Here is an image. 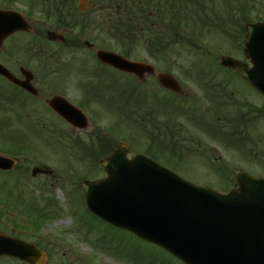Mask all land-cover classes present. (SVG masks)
<instances>
[{
    "label": "rangeland",
    "instance_id": "374dc122",
    "mask_svg": "<svg viewBox=\"0 0 264 264\" xmlns=\"http://www.w3.org/2000/svg\"><path fill=\"white\" fill-rule=\"evenodd\" d=\"M32 1L34 2V0H14V3L10 4L6 0H0V8L30 12L29 23L32 27L31 33L13 35L3 43L0 48L1 64L15 65V59H20L18 64L29 69L39 65L42 55H38V51H43V54L45 52L42 47H32L36 41V33L42 35L39 39L42 40L43 47L55 53L50 65L66 67L70 60L83 59L85 67L87 66L84 79L91 75L90 71L97 66L92 50L84 47V41L91 43L93 50L106 49L119 52L112 40L104 35L98 36L97 31L80 37L77 33H68V31L66 33L65 30L67 40L72 36L78 37L80 44L78 49L74 47L69 49L48 41L47 30L64 32L60 25L44 16L40 11L41 4L30 5ZM224 1L206 0L211 2V6L215 7L214 10L219 9V14L226 12ZM236 2L245 6L243 16L239 12H233L229 22L215 21L219 26L205 27L203 30L196 28L194 44L186 48L173 50L166 48L151 55L141 46H138L137 51L136 49L133 51L135 57L130 59L150 63L157 71L171 73L178 80L181 88L188 93L187 97L170 94L152 77L137 81L129 75L121 74L119 79L121 96L119 103L115 104L114 102L118 100L117 95H113L111 88L108 91L104 81L94 84L87 79V83L84 82L87 88L75 91L73 87L76 82L70 83L69 79L67 81L66 71L62 69L57 74H52L58 76V82L49 80L53 77L51 75L41 86H35L42 97L61 95L69 99L68 95H71L76 104L84 101L97 117L85 113L91 121L86 129H71L41 101L30 99L27 102L28 105L35 104L37 114L36 117L26 119L11 116L2 110L0 105V145L24 149L18 155L19 163L15 169L6 173L4 178L0 175V198L7 203L0 208L3 216L0 219V228L8 229L9 235H17L27 241L38 243L45 248L50 263L55 264L61 262L63 264H184L162 248L126 230L113 227L89 213L85 208L78 182L84 179H98L105 175L98 162L103 156L108 155L111 149L101 151L92 147V145L97 146L98 136L95 132L98 131L99 136L105 135L112 141L113 149L118 143L126 142L130 145L131 152L136 150L145 152L153 140L152 143L158 148L157 162L188 181L210 186L220 193L229 191L231 186L225 180L227 171L226 164L223 163L228 158L227 150L220 147L213 153L212 156L218 158L217 161H201L196 154L199 150L196 152L192 143V141L196 142V133L200 135L197 124L210 133L215 132L218 139L225 140L228 133L219 132V128L214 127L216 112L214 108L203 109L209 105L206 95L197 101L196 98L200 97L199 90L203 95L204 92L201 87L197 89L196 75L193 71L194 67H214L212 72L217 75L224 74L219 80L228 79L238 90L258 96L251 86L243 82L238 83L231 71L219 69L220 56L243 58L244 23L264 22V0ZM96 14L100 17L99 11ZM222 16L223 21H226L225 16ZM10 52L15 54L12 60L7 57ZM103 79L107 82L106 76ZM204 81L207 82L208 79ZM6 86L0 79V93ZM93 91L94 94L95 92L103 94L107 99L104 101L112 104V108L117 109L118 113L109 111L102 102L92 101ZM70 92L72 94H69ZM0 103H3L1 95ZM199 104L202 106L199 107ZM234 111V109L227 110L228 113ZM132 112L134 114H131ZM170 135H173V141H178L180 144L168 145L164 139ZM227 139L233 147L242 146L241 142L239 144L234 138ZM204 140L201 146L210 147L209 140ZM7 151L9 152L8 149ZM205 154L210 156L209 153ZM231 160L241 161L240 157L234 155ZM33 166L48 167L52 172L48 175L32 177L30 172ZM39 216L44 217V220L39 222L37 219Z\"/></svg>",
    "mask_w": 264,
    "mask_h": 264
},
{
    "label": "water",
    "instance_id": "95a60500",
    "mask_svg": "<svg viewBox=\"0 0 264 264\" xmlns=\"http://www.w3.org/2000/svg\"><path fill=\"white\" fill-rule=\"evenodd\" d=\"M76 1L81 11L88 8V0ZM18 30L31 28L19 12L0 9V48L3 40ZM245 30L244 56L252 66L230 56L219 61L264 96V23L245 24ZM47 36L64 41V36L54 31H48ZM96 57L124 72L154 74L151 65L113 52L98 50ZM0 75L36 93L28 84L29 77L26 82L19 81L1 64ZM155 76L161 86L179 91L170 74ZM60 101L54 97L49 103L55 108ZM128 149L119 144L111 156L100 160L106 177L79 183L91 213L160 246L186 264H264V180L238 178V190L223 195L179 177L140 153L127 158ZM13 163L0 156V168L11 169ZM50 172L32 169L33 176ZM2 242L20 241L0 236V256L15 255L37 264L33 247L5 246Z\"/></svg>",
    "mask_w": 264,
    "mask_h": 264
},
{
    "label": "flooded vegetation",
    "instance_id": "af4514ba",
    "mask_svg": "<svg viewBox=\"0 0 264 264\" xmlns=\"http://www.w3.org/2000/svg\"><path fill=\"white\" fill-rule=\"evenodd\" d=\"M65 1L66 0H34V2L32 1L30 5L36 6L38 4H42V5H46L47 7H50V6H56L57 3L59 5H63ZM23 33L24 32L21 31L16 32L11 36H9L7 39L12 37L13 35L23 34ZM36 35H37L35 39L36 41L33 43L32 46L42 47V49L45 52L43 54L42 53L43 51L42 52L38 51L39 53L38 55H42L38 62L39 65H37L33 69H29L22 64H18V61H20V59H15V63H16L15 65L13 64V65L5 66L14 77H16L21 81L26 82V79L29 77L28 84L30 83V85H32L36 89V93L31 94L30 92L24 90L23 88L14 85L6 78L0 76V79L7 85L3 92L4 99L9 104L12 103L11 104L12 106H17L16 107L17 111L20 112L21 117L23 119H26L28 117L30 118L36 117L37 108L35 104L28 105L27 103L31 99L34 101L43 102L44 106L48 110H50L56 117L63 120L71 129L84 130L88 127V124L91 121L88 120L85 113L87 112L88 114H90V116L91 115L95 116V113L90 111V109L88 108V106L85 104L84 101L77 102L76 104L75 102H73L71 95H68L69 99L66 100L70 102V104L74 105L79 110V112L69 111L67 113L66 118L64 119L55 111L58 110V108L55 107L54 110L48 104V102L49 99L52 98L53 96H60L63 98L65 97L61 95H53L50 98L42 97L39 93V89L35 86V85L41 86L46 81L48 76H51L52 74H57L62 69L66 71L67 81L69 79L70 83L74 81L76 82L75 86L73 87L75 91L84 88L85 86L84 82H86L87 79H90L92 82H94V84H98L100 78L102 77L104 78V76H106L108 91L110 88L112 89L113 95H117V99H118L117 102L114 103L115 104L119 103V97L121 96L120 82H119L121 72L111 66L99 62L96 59L95 50H93V46L89 47L85 44V41L83 42V45L87 50H92L94 54V58L96 59L95 61L97 62V66L93 67V69L90 71L91 75H89L84 79L85 77L84 73L86 72L85 70L87 66L85 67L83 59L70 60L68 61V66L66 67H61V66L57 67L50 65L52 59L55 57V53H52L51 50L46 49V47H43L44 46L42 44L43 42L41 39H39V37H41L42 35H40L39 33L38 34L36 33ZM78 42L79 40H77V43L74 44L76 47H79L80 45ZM71 44L73 45V42H68L66 47H70ZM14 52L8 53L7 57L10 60L13 59V56L15 55ZM47 63H49V65H47ZM24 69L30 70V73H23V71H25ZM194 69L195 70L193 72L196 75L195 76L196 87L197 89L198 87H201L204 92L203 95L202 92L198 89L200 97L196 98L198 99L197 101H200L199 99L204 98V96L206 95L205 97L207 101H209L208 102L209 105L208 107L203 109H208L212 107L216 111L214 114V127H218L219 132H226V133L228 132L227 138H234L239 144L240 142L242 144L241 147H237V148L233 147L227 138L225 140L218 139L216 138L215 132L212 131L210 133L205 129H203L201 126H199V124H197V127L199 128L197 131L200 133V135L196 133V142L194 141L193 142L195 144L194 149H196V152H198L199 150V152L196 153L198 154L199 159L201 161H206V160L217 161L218 158L212 156L213 153L216 152L217 149L220 147L223 150L225 149V151L227 150L228 158H226V160L223 163L226 164V171H227L225 180L229 182V185L232 186L231 189H234L238 186L237 177H236L238 172L243 171L252 176L264 178V97L254 88L253 89L256 91L258 96L249 95L247 93H244L243 91L238 90V88L234 86L233 82L228 81V79H225L224 81L219 80V78L224 74H218L219 75L218 76L217 74H215V72H212L211 70H214V67L211 68L194 67ZM219 69L231 71V73L234 75V78L238 83L243 82L248 86H250L246 81H244L239 76V74L236 71L222 66ZM128 75L131 76L133 79L137 78L132 74H128ZM139 76L141 77V79H144L146 77H152L155 79L154 74H149V73H144ZM206 78L208 79L207 82L204 81V79L206 80ZM58 79H59L58 76L54 75L49 80H54L55 83L59 81ZM198 90L196 95L198 94ZM167 91L170 94L179 97L188 96V93H186L183 89L180 90V92H173L170 90ZM69 94H72V92H70ZM12 95H15L16 97H13ZM99 98H100L99 94L97 92H95L94 94L93 91L91 100L98 102ZM199 105H200L199 107L202 106L201 104ZM228 109H230V111L234 109L235 111L232 113H228L227 112ZM113 113L114 114L117 113V109L116 110L114 109ZM84 123L86 124L85 127L80 128V125H83ZM95 133L99 135L98 131ZM204 139L209 140V144H211L210 147H208L207 145L201 146L202 140L205 141ZM164 140H166V143L168 145H172L173 143L180 144L178 141H173V135H170V137L166 136ZM102 143L105 144L106 148L109 149L113 148L112 142L108 139L103 140ZM239 148H241L240 151H238ZM3 150H4V146L0 145V153L3 154ZM205 153H209L210 156L206 155ZM233 155L240 157L241 161L239 162V161L231 160ZM4 173H5L4 171L0 170V175L2 178L4 177ZM17 173L20 174L19 170H17ZM0 233L5 235L9 234L8 229L5 228H0ZM32 245L35 246L37 250L43 249V247H41L38 243H32ZM6 263L28 264L15 257H7V256L1 257L0 264H6ZM43 264H55V263H50V259L48 258L47 255L45 260L43 261ZM59 264H63V263L61 262Z\"/></svg>",
    "mask_w": 264,
    "mask_h": 264
},
{
    "label": "trees",
    "instance_id": "16d2710c",
    "mask_svg": "<svg viewBox=\"0 0 264 264\" xmlns=\"http://www.w3.org/2000/svg\"><path fill=\"white\" fill-rule=\"evenodd\" d=\"M236 1H224V14L206 0H89V10L84 13L78 11L75 0H66L62 6L40 11L70 32L82 35L97 31L98 36L117 39L120 52L135 57L133 51L138 46L151 55L194 44L196 28L219 26L215 21L229 22L233 12L244 15L245 6ZM97 11H102L100 17Z\"/></svg>",
    "mask_w": 264,
    "mask_h": 264
}]
</instances>
